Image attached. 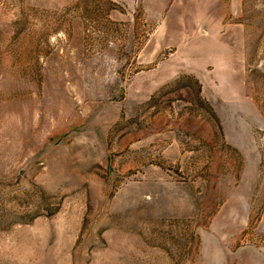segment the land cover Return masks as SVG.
<instances>
[{
  "label": "rangeland",
  "instance_id": "374dc122",
  "mask_svg": "<svg viewBox=\"0 0 264 264\" xmlns=\"http://www.w3.org/2000/svg\"><path fill=\"white\" fill-rule=\"evenodd\" d=\"M0 264H264V0H0Z\"/></svg>",
  "mask_w": 264,
  "mask_h": 264
}]
</instances>
